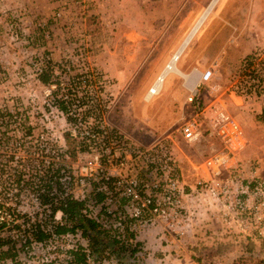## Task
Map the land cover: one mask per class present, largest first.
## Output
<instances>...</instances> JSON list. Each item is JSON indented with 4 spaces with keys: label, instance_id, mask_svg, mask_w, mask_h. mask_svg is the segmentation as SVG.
Segmentation results:
<instances>
[{
    "label": "built area",
    "instance_id": "obj_1",
    "mask_svg": "<svg viewBox=\"0 0 264 264\" xmlns=\"http://www.w3.org/2000/svg\"><path fill=\"white\" fill-rule=\"evenodd\" d=\"M32 71L42 93L32 90L37 106L27 107L32 81L22 70L13 76L10 63L0 60V264H39L54 259L50 251L79 246L93 263L83 232L70 231L79 225L65 213L72 202L81 205L82 217L118 241L126 228L136 242L140 229L151 227L186 237L198 217L228 236L264 238L263 159L243 154L248 117L264 123V40L242 59L225 92L229 102L220 96V85L212 84V69L192 71L199 79L194 87L186 84L192 116L180 136L187 144L208 138L221 147L193 183L185 179L177 138L146 146L111 124V95L99 72L63 77L70 67L49 58L34 63ZM45 74L49 84L41 81ZM207 89L209 102L202 93ZM63 226L69 231L58 234ZM143 254L144 249L132 264ZM110 257L106 253L100 264H118Z\"/></svg>",
    "mask_w": 264,
    "mask_h": 264
},
{
    "label": "rangeland",
    "instance_id": "obj_2",
    "mask_svg": "<svg viewBox=\"0 0 264 264\" xmlns=\"http://www.w3.org/2000/svg\"><path fill=\"white\" fill-rule=\"evenodd\" d=\"M243 1H218L202 23L205 25L197 31V38H193L192 45H188L179 60L181 72L192 76L194 69L203 72L212 67L211 60L203 55L204 48L215 40L212 32L218 29L210 23L217 15H233ZM211 2L0 0V60L10 63L13 76L22 70L32 81L26 94L27 107L37 106L29 96L32 90L39 96L42 93L32 71L33 64L42 59L68 65L71 71L62 73L63 77L93 76L99 72L106 78V90L111 95L112 111L108 117L111 124L146 146L165 138H177L176 151L185 179L193 183L204 173V162L219 153L221 147L208 138L194 144H187L181 138L180 127L192 116L187 105L186 84L189 83L186 79L175 73L166 79L158 96L149 97V90ZM86 10L92 15H83ZM90 17L97 18L96 26H88ZM215 81L212 84L220 85V96H225L227 87ZM202 93L208 102L213 99L211 89ZM247 129L249 146L243 154L263 159L261 175L264 177V123L252 118ZM214 227L215 230H202L201 237L207 239L197 243L190 242L188 233L178 238L162 227L140 229L139 242L144 254L136 264H264V238L245 240L225 235L217 225ZM250 244L256 248L253 259L249 256Z\"/></svg>",
    "mask_w": 264,
    "mask_h": 264
},
{
    "label": "crops",
    "instance_id": "obj_3",
    "mask_svg": "<svg viewBox=\"0 0 264 264\" xmlns=\"http://www.w3.org/2000/svg\"><path fill=\"white\" fill-rule=\"evenodd\" d=\"M83 15H92V13L86 10ZM210 24H213L214 27H218V29L212 32V35L216 36L215 40L209 47L204 48L203 55L204 58L211 60L210 62L212 64H210L213 68L210 64L209 67L214 71V80H219L221 84L228 87L232 83V79L239 73L242 59L252 53L257 45L264 40V0H244L243 5H241V8H239L236 13L233 15H217ZM209 29L211 30L212 28L210 27ZM198 34L197 32L194 40L197 38ZM191 45L192 42H190L189 46ZM181 47L182 45L175 55L179 52ZM186 48L182 52L181 57L185 54ZM183 74L185 73L183 72ZM197 78L193 80L184 79L187 80L190 86H193ZM222 99H225V102H229L228 96H224ZM248 119L251 122V118L248 117ZM246 130L248 129L246 128ZM196 210H198V215L201 214V210L195 208V211ZM206 228L215 230L214 228L216 227L207 225L202 220L196 221L194 218L192 223L187 227L188 238L189 240L191 239L190 242L197 243L199 240H206L207 238L203 239V237H201V231Z\"/></svg>",
    "mask_w": 264,
    "mask_h": 264
},
{
    "label": "trees",
    "instance_id": "obj_4",
    "mask_svg": "<svg viewBox=\"0 0 264 264\" xmlns=\"http://www.w3.org/2000/svg\"><path fill=\"white\" fill-rule=\"evenodd\" d=\"M98 24L96 17H90L88 19V26L94 27ZM51 76L45 74L41 77V81L44 84H49ZM81 205L76 202L70 203L68 209L65 213L71 217V219L77 220L78 226L73 227L70 231L75 233L77 229L83 232V238L88 240L89 249L93 251L92 260L90 263L88 260V255L82 246L76 247L73 250L64 252L60 249L55 251H50L55 257L51 259H41L39 264H100L105 258V254L109 253L110 258L115 259L118 264H132L136 261L137 254L143 252V245L141 242H136L135 233L131 232L129 228L125 229V239L123 241H118L112 238L111 233L103 231L95 222L86 219L81 216ZM69 228L63 226L58 229V234L67 233ZM40 241H45L46 237L44 235L39 237ZM249 256L251 259L255 256L254 250L255 245L250 244L249 246ZM48 253V254H49ZM133 260H132V259ZM109 259V258H108Z\"/></svg>",
    "mask_w": 264,
    "mask_h": 264
},
{
    "label": "bare ground",
    "instance_id": "obj_5",
    "mask_svg": "<svg viewBox=\"0 0 264 264\" xmlns=\"http://www.w3.org/2000/svg\"><path fill=\"white\" fill-rule=\"evenodd\" d=\"M219 0H212V2L210 3V5L208 6L207 10L205 11V14L202 16L201 20L199 21V23L196 25V27L193 29L192 33L188 36V38L185 40L184 44L182 45V47L180 48L179 52L173 56L172 60L169 62V64L165 67L164 71L161 73V75L159 76V81L157 80L156 84L154 86H152L151 89L154 90V92L156 93H160L164 87V83L166 81V79L173 73H177L179 76L186 78L187 80H193L195 78H197L199 75H193L192 77L187 76L185 74H183L178 68H177V64L180 60L181 54L184 51V49L190 44V42L193 40L194 36L196 35L197 31L199 30L200 26L202 25V23L205 21V19L211 14L212 10L214 9V7L217 5ZM199 79V77H198ZM197 79V81H198ZM196 81V83H197ZM195 83V85H196ZM193 85V87L195 86ZM153 96L151 94V92H149V97Z\"/></svg>",
    "mask_w": 264,
    "mask_h": 264
}]
</instances>
